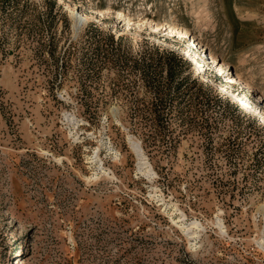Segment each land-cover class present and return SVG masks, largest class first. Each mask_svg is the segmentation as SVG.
<instances>
[{
    "label": "rangeland",
    "instance_id": "374dc122",
    "mask_svg": "<svg viewBox=\"0 0 264 264\" xmlns=\"http://www.w3.org/2000/svg\"><path fill=\"white\" fill-rule=\"evenodd\" d=\"M263 235L264 0H0V264H264Z\"/></svg>",
    "mask_w": 264,
    "mask_h": 264
},
{
    "label": "bare ground",
    "instance_id": "6f19581e",
    "mask_svg": "<svg viewBox=\"0 0 264 264\" xmlns=\"http://www.w3.org/2000/svg\"><path fill=\"white\" fill-rule=\"evenodd\" d=\"M66 6L69 9H72L71 6L68 3L66 4ZM81 16L84 18L85 21H90L91 19L96 20V19L93 18V16L91 14H86V13H84L82 11H81ZM126 24H127V26H126L127 32H130V33L134 34L135 32H133L132 28L129 26V22H126ZM154 28L158 29L159 26L155 25ZM176 32H177L178 35L185 36L186 38H188L190 40V45L198 46V44L195 42V40H193L192 37L187 34V31H185L183 29H178V30H176ZM201 51H202V49H201ZM203 54L205 55L206 58L209 59L210 62L214 63L215 59L210 53H208L207 51L204 50ZM190 60H191V62L193 64V66H196V61L194 59H192V58ZM225 67H226V63H224L222 61L221 64L219 65L218 69L222 70ZM226 79L228 81H237L232 76H227ZM232 99H233V101H235L237 103L239 108H241L244 112H246L243 106H245V108H248L247 106H249L248 103L250 101V98L248 99V96L245 97V99L248 100V103H247L248 105L247 106L245 104V101H242L241 98L238 95L237 96L233 95ZM249 111H252V108L250 106H249ZM63 117H64L65 120H69V121H72V119H73V117L70 114H65L64 113ZM129 140H130L131 147L133 148V150H134V152H135V154L137 156V169H138V171L143 173L146 176H149L151 174L150 173V169L151 168L149 167L148 162L146 161L145 157L143 156L138 142L135 141L132 138H129ZM92 157H93V159H90L91 162H96L98 160L96 158L97 157V150H95V155L92 156ZM95 169H98L97 172H100V173L103 172L106 175H108V173L105 172L104 170H100L101 166L99 164L95 166ZM97 172L95 171V173H97ZM183 216H184V214H179L177 219H175V220L171 219V220H172V222L174 224H178V226L182 228V231L184 232V234L189 239H193L195 237L194 234L196 233V229L198 227H200V223L198 221L185 222ZM216 224H217L218 228L221 230V224L219 223V221H216ZM259 244L264 249V235L262 236L261 240L259 241ZM19 260H20V264H22L21 259H19Z\"/></svg>",
    "mask_w": 264,
    "mask_h": 264
},
{
    "label": "trees",
    "instance_id": "16d2710c",
    "mask_svg": "<svg viewBox=\"0 0 264 264\" xmlns=\"http://www.w3.org/2000/svg\"><path fill=\"white\" fill-rule=\"evenodd\" d=\"M8 1L9 0H2V2H8ZM156 52H158L160 55H163L169 61V65H168V67H166V70H167L166 79H167V81H166V85L165 86H167V85L170 84V80H172L173 77H174L173 66L170 63L180 66L181 65V59H180V57L175 55L173 52H169L167 50H162L161 52L156 51ZM145 67L149 68L150 65L148 63H146ZM157 89L160 90L159 88H157Z\"/></svg>",
    "mask_w": 264,
    "mask_h": 264
},
{
    "label": "water",
    "instance_id": "95a60500",
    "mask_svg": "<svg viewBox=\"0 0 264 264\" xmlns=\"http://www.w3.org/2000/svg\"><path fill=\"white\" fill-rule=\"evenodd\" d=\"M74 17L77 19V21H83L84 19L81 17L79 12H74Z\"/></svg>",
    "mask_w": 264,
    "mask_h": 264
}]
</instances>
